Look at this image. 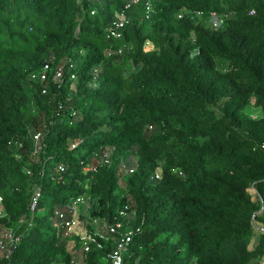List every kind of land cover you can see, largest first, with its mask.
Wrapping results in <instances>:
<instances>
[{"label": "trees", "instance_id": "16d2710c", "mask_svg": "<svg viewBox=\"0 0 264 264\" xmlns=\"http://www.w3.org/2000/svg\"><path fill=\"white\" fill-rule=\"evenodd\" d=\"M131 1L0 0V225L15 238L0 264H73L55 211L94 195L95 214L113 224L134 202L125 264L264 259V0H159L143 22L131 13L143 5ZM197 12L232 18L213 28L196 23ZM120 14L122 37L108 38ZM124 46L131 52L104 62ZM47 54L82 60L61 77L51 69L46 80L30 78L31 98L25 80ZM253 101L259 118L247 113ZM28 121L42 132L40 162L29 170L40 190L35 209L27 187L10 185L27 162L14 146L26 142ZM107 145L112 161L100 163ZM134 149L122 187L119 166ZM116 237L97 236L102 247L88 252L73 239L80 264H111Z\"/></svg>", "mask_w": 264, "mask_h": 264}, {"label": "rangeland", "instance_id": "374dc122", "mask_svg": "<svg viewBox=\"0 0 264 264\" xmlns=\"http://www.w3.org/2000/svg\"><path fill=\"white\" fill-rule=\"evenodd\" d=\"M148 1L151 2L154 8L158 7L159 0H148ZM131 13L141 16V20L143 22L141 6H138V5L134 6L131 10ZM192 18L194 19L196 23L205 21L207 23L209 22L210 24H212L213 28H223L226 22L232 18V14L231 13L221 14V15H217L212 18H205L202 14L197 12V13L192 14ZM146 25L149 26V23H146ZM131 50L132 49L130 46H124L119 51H116V52L108 51L107 59L104 62H107L109 59L118 57L122 54H126V53L128 54L131 52ZM73 52H76V54H79V55L83 54L82 50L77 51V49H74L72 50V53ZM72 55L65 57L59 62L55 63L54 57L47 54L44 58V63H49L50 66H52V69H53L51 72L52 76L55 75L56 70H59V72L64 73L67 70V65L71 64L72 62L79 63L82 60V58H78L77 60H75V57H73ZM132 67L133 65L131 64V61H130L128 64V68H132ZM95 72L98 73L99 68L96 69ZM27 77H28L27 78L28 80H25L26 81L25 86L32 98L33 90H32L31 82L29 81L30 78L32 79V73L30 74V76H27ZM91 85L97 86V82L93 80L91 82ZM73 86L75 90L76 83H74ZM75 93H78V91H76ZM247 113L253 118H259L262 116V111L260 107L256 105L255 101H253L252 104L249 106V108L247 109ZM33 114H34V111L31 112V115ZM27 123L29 125L30 130H29V135H28L26 142H20L18 144H15L14 146L16 150V154L19 157L24 156L27 159V162L25 163V166L22 169V174H19L17 177L13 178L12 181L10 182V185L13 189H18V190H21V187L25 186L27 187L28 191L33 196L35 192L38 190V186L36 185L34 180L31 178V173L29 170H30V165H32L35 162L36 163L40 162L39 149L41 146V140L38 141L33 137L36 128L32 125L31 122L28 121ZM113 151H114L113 146L111 145L105 146L99 152L98 161L100 163L111 162ZM137 161H138V155H137L136 150L134 149L121 162L119 166V174L121 178L120 184L122 187H125L126 180L132 174L131 169H135L137 165ZM251 191L254 192L253 188H251ZM133 204L134 202L130 198L127 210L124 212V221H121L124 225L125 231H131L132 226L135 222L136 213H135V209L133 208ZM99 207H100L99 200L94 195V197L92 196L82 201L77 206L76 211L72 213V215L80 219L82 223V227L85 228V231L92 232L94 233V235H99L107 231L109 226L113 224L106 217L95 214V212H97ZM11 232L12 230L9 227L0 225V257L1 258L5 257L9 253V251L11 250L13 246V243L15 242L14 233L12 232V235H11ZM76 237L78 236L77 235L70 236L69 237L70 239L67 241V246L69 250L72 252L73 264H80L83 261L84 255H83V251L81 248L77 250L74 249L76 242L73 239H75ZM253 264H264V259L260 260L258 263L256 262Z\"/></svg>", "mask_w": 264, "mask_h": 264}, {"label": "built area", "instance_id": "2783aa9c", "mask_svg": "<svg viewBox=\"0 0 264 264\" xmlns=\"http://www.w3.org/2000/svg\"><path fill=\"white\" fill-rule=\"evenodd\" d=\"M132 4H142L143 5V18L144 19H151L156 8H154L148 0H132L127 7L132 6ZM127 19L125 14H120L113 22L112 26L107 30V37L108 38H120L123 34V28L126 23ZM148 46H152L150 41L147 42ZM70 66H73L71 64ZM52 66L49 63L44 64L41 70L32 72V78L35 80H46L48 78V74L51 72ZM63 75L62 72H57V77H61ZM72 77H75V73H72ZM46 91V89H44ZM33 137L40 141L42 139V132L37 131L34 132ZM59 168L61 170L64 169L63 165H60ZM131 172H134V169H131ZM156 179H161L162 173L160 170H157L155 173ZM40 197V190L38 189L32 197L31 208L35 209L38 200ZM86 198L84 196H80L67 206L64 209H57L55 211L54 222L56 226L64 231V236H72L77 235L83 241V250L88 252L92 249H97L102 247V239L107 240L108 234H115L117 237L115 239V246L110 254L111 257V264H125V254L129 251V246L132 241V232L125 231L124 225L122 222H117L109 226L107 231L99 234L94 235L92 232L85 231V228L82 227V223L79 218L72 215L73 212L76 211L77 206L84 201ZM5 216V207L3 203V197L0 195V218ZM12 235V232H11ZM100 237L101 240L99 238ZM14 246V243H13ZM12 246V248H13ZM11 248V249H12ZM9 253L5 256H9Z\"/></svg>", "mask_w": 264, "mask_h": 264}]
</instances>
